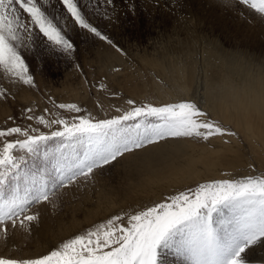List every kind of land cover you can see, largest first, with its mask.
Wrapping results in <instances>:
<instances>
[{"label":"snow or ice","instance_id":"1","mask_svg":"<svg viewBox=\"0 0 264 264\" xmlns=\"http://www.w3.org/2000/svg\"><path fill=\"white\" fill-rule=\"evenodd\" d=\"M58 2L81 29L113 44L85 18L78 0ZM105 2L112 4L113 0ZM239 3L264 21V0ZM21 10L30 18V24L22 18ZM66 19L51 7L50 0H0V72L35 87L20 48L25 40L32 41L36 28L52 46L71 55L75 49L64 27ZM5 97L6 90L0 88V98ZM127 103L132 105L130 110L117 109L121 114L110 119L79 116L69 122L37 117L45 127L62 126L50 134L30 135L19 127L0 131V137H24L5 141L0 148V231L7 235L8 222L13 228L19 222L20 228L29 230L30 224L39 219L38 213L31 212L32 205L50 202L60 187L79 178H91L95 169L126 153L170 138L208 140L217 135H236L209 119L208 113L191 100L162 106L136 105L132 100ZM58 107L74 113L82 111L76 104ZM53 140L62 143L54 151L43 153V159L58 173V182L49 187L43 172L29 169L28 159L15 153L39 157L41 146ZM226 210L230 215H225ZM126 215V224L123 215H116L62 242L46 255L29 259L0 257V264H164V250L173 246L186 254L191 264H249L247 253L264 243V175L202 183Z\"/></svg>","mask_w":264,"mask_h":264},{"label":"rangeland","instance_id":"2","mask_svg":"<svg viewBox=\"0 0 264 264\" xmlns=\"http://www.w3.org/2000/svg\"><path fill=\"white\" fill-rule=\"evenodd\" d=\"M223 1L222 12L227 13V16L218 21L219 18L213 16L209 10L197 9L200 8V5H197L199 0H113L112 4H107L105 0H78L85 18L113 42L109 44L76 25L58 0H50L51 7L58 10L62 19L67 17L64 27L75 50L71 55L59 50L52 46L38 29L33 28L32 41L25 40L20 51L29 65V74L33 76L35 87L23 85L21 81L0 72V88L6 90V97L0 100L5 102L4 108L7 111L4 115L6 111L0 109V131L19 127L30 135L50 134L62 126L53 124L51 127H45L38 123L37 117L43 116L48 121L62 118L69 122L79 116H91L95 120L110 119L120 115L122 111L130 110L132 105L127 103L128 100L134 101L136 105L151 103L154 106L191 100L208 113L209 119L228 129L223 120L213 117L203 105V89L198 81L208 77V64L203 59V54L211 50L214 55L222 56L223 59L239 58L244 66L252 70L264 69V33L258 32L254 27L255 25L264 28V21L253 10L240 4L239 0H232L236 4L231 5H226V0ZM204 7L209 9L207 5ZM245 9L252 14L246 15ZM21 14L30 24L27 14L22 10ZM187 43V46L191 45L195 49L193 59L196 58L197 64L193 67V73L199 88L195 87L192 97L188 99L161 96L162 91L158 89L153 68L145 66V63L154 58L156 65L167 67L178 57L184 58L188 55L189 52L186 51L180 56L183 45ZM117 48L120 51H117ZM107 53L111 54L109 59ZM161 55H164L165 61L157 59ZM188 60V57L184 59ZM72 90L78 92V97L71 94ZM24 97L29 100L23 101ZM59 104H76L82 111L69 112L59 108ZM29 108L30 112L27 111ZM29 116L33 119H28ZM17 139L22 140L24 137L18 134L0 137V148L5 141ZM186 139L192 145H203L198 138ZM61 143L59 140H53L47 145H42L39 157H28L20 151L15 154L25 156L29 161L28 168L32 171H42L51 187L58 182V173L43 159V153L54 151ZM154 145L126 153L116 161L95 169L91 178H79L67 187H60L50 202L32 205V213L40 207H48L50 215L46 219L48 221L52 218V224L56 216H60L64 222L70 221L71 217L75 219L69 236L51 233L56 239V242L51 243L46 239H39L40 249L43 251L41 256L48 254L62 242L105 223L116 215H123V222L126 224V214L145 209L136 206L128 208L130 201L124 197L110 196L107 198L109 203H102L100 195L101 192L115 193L126 188L130 181L127 176L129 169L125 163L130 154L141 153ZM243 160L247 163L243 166L244 171L239 169L237 174L226 173L232 175L227 178H205L192 182L173 195L195 189L202 183L264 175V168H261V164L250 156L247 150L244 151ZM24 187L21 184V189ZM23 194L21 191V195ZM106 204L109 206L100 210ZM98 206L100 213H96L94 209ZM225 215L230 213L226 211ZM7 227V235L0 231V257H40L35 253L30 238L32 234L26 236V230L19 227V222L15 228L8 222ZM14 229L17 230L14 232ZM262 245L261 251L264 252V243ZM247 258L249 264H254L250 257ZM163 259L164 264H191L189 257L178 252L175 246L164 250Z\"/></svg>","mask_w":264,"mask_h":264},{"label":"bare ground","instance_id":"3","mask_svg":"<svg viewBox=\"0 0 264 264\" xmlns=\"http://www.w3.org/2000/svg\"><path fill=\"white\" fill-rule=\"evenodd\" d=\"M223 2L199 0L197 5H200V8L197 9L209 10L213 16L219 18L218 21H221L227 16V13L222 12ZM231 4L236 3L232 0L229 3L226 0V5ZM206 5L209 9L204 7ZM245 10L246 15L252 14L248 9ZM254 27L258 32L264 33V28L255 25ZM188 44L183 45L180 54L182 57L188 51L186 56L189 58L188 61H184L186 57H178L167 67H160L153 62L154 58L150 61L145 60L147 64L145 66L153 68L158 89L162 91L161 96L188 99L192 97L193 89L199 88L193 73V67L197 64L196 58L193 59L195 49L191 45L187 46ZM203 55L208 64V77L206 76L205 80H198L203 89V105L213 117L223 120L228 130L235 132L236 135H217L208 140L198 138L203 142L201 147L190 144L186 138H170L142 150L141 153L130 154L125 163L129 169L127 173L129 185L121 192H101L102 203H109L107 198L115 196L128 199L130 201L127 204L128 208L150 207L192 182H199L205 178H227L232 175L226 173L237 174L239 169L244 171L243 166L247 164L243 160L245 150L261 164V168H264V69L252 70L244 66L239 58L223 59L222 56L214 55L211 50ZM106 56L109 59L111 54L107 53ZM157 59L165 61L164 55ZM25 90H28V86ZM73 90L71 94L78 97V92ZM22 100L29 98L24 97ZM4 103L0 100V109L6 111ZM6 114L7 111L4 115ZM108 206L109 204H106L100 210ZM98 208L99 206L94 208L96 213H100ZM48 209L44 206L36 210L39 219L32 222L25 233L26 236L32 234L30 238L37 256L43 254L39 239H46L50 243L56 242L51 233L68 235L75 222L73 217L70 221L64 222L60 216H56L52 224V218L48 221L46 219L50 215ZM15 230L17 229H14V232ZM261 245L253 247L247 253L254 264H264Z\"/></svg>","mask_w":264,"mask_h":264}]
</instances>
